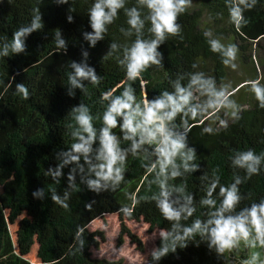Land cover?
I'll use <instances>...</instances> for the list:
<instances>
[{
    "label": "trees",
    "instance_id": "1",
    "mask_svg": "<svg viewBox=\"0 0 264 264\" xmlns=\"http://www.w3.org/2000/svg\"><path fill=\"white\" fill-rule=\"evenodd\" d=\"M97 2L0 0V172L13 176L0 193V264H124L92 256L105 236L88 225L107 214L119 219V245L126 235L142 251L126 220L163 232L146 264H241L232 257L250 264L264 261V245L251 224L247 240L237 239L221 251L211 236L215 225L209 223L224 199L221 187L235 184L239 197L221 213L225 218L264 202V107L250 89L253 84L264 89V0H186L174 19L178 31L165 32L155 48L159 64L150 63L132 80L126 77L128 50L137 40L156 39L152 10L144 0H122L96 37L90 11ZM234 8L238 19L231 15ZM132 11L141 22L136 27L129 23ZM16 33H21L19 50L13 47ZM210 41L221 50L212 51ZM229 47L243 65L232 78L223 62ZM251 52L259 55L257 64ZM77 67L90 69L96 82L77 76ZM197 75L210 82L209 90L193 85L189 104L165 122L183 144L172 163L161 172L160 137L153 143H141L139 135L126 139L123 117L117 116L109 134L123 156L112 166L120 169L121 179L115 180V171L109 179L97 175L105 163L100 138L111 100L130 89L133 106L143 108L144 99L174 95L177 84L188 88ZM105 93H110L107 100ZM81 109L87 110L94 131L86 153L74 149L88 135L78 123ZM248 151L259 157L252 173L234 162ZM72 183L76 197L56 215L53 202ZM206 199L215 203H203ZM161 202L178 218L166 217ZM197 222L200 228L186 235ZM15 240L22 247L36 243L38 261L19 255ZM162 249L167 250L156 255Z\"/></svg>",
    "mask_w": 264,
    "mask_h": 264
},
{
    "label": "clouds",
    "instance_id": "2",
    "mask_svg": "<svg viewBox=\"0 0 264 264\" xmlns=\"http://www.w3.org/2000/svg\"><path fill=\"white\" fill-rule=\"evenodd\" d=\"M147 7L152 10L150 17L152 23V31L155 34L156 39L150 43H145L140 40L134 42L132 47L128 50V63L126 65V77L128 80L139 78L140 73L143 72L149 64H159V60L156 59L158 55L155 52L157 44L162 41L164 33L175 34L178 31V26L174 24L176 13L183 10V6L186 0H144ZM243 2V0H241ZM122 0H98L90 11V18L92 27L95 30L96 37L99 36L102 31L103 22L109 21L112 16L115 15V10L121 7ZM108 8V13L104 12V8ZM231 15L234 18H239V9L234 8ZM129 23L136 27L141 22L138 21L135 11L130 13ZM37 25H33L36 27ZM21 33H16V39L14 42V50H19L21 47L19 36ZM95 37H92L94 39ZM210 49L212 51L221 50L222 46L217 41H210ZM234 49L229 47L223 52V55L232 58ZM225 64L228 60L223 61ZM76 75L80 77H89L92 82H96V77L92 75V71L89 69L87 72L81 68H76ZM76 83L75 80L72 81ZM193 85L208 91L210 88V82L203 80L199 75L193 76L190 80L188 88H181L179 84L176 85L175 94L162 93L161 97L148 101L143 100V108L139 104L133 106L134 97L131 95L130 89L125 90L122 93V97H116L111 100L103 117L106 127L102 129L101 133V158L105 161L101 168V172L97 175L104 179L112 178L113 171L116 172L115 180L121 179L119 172L120 169H113V164L117 160H123V156L120 154L117 148L116 138L109 134V129L116 127V117L122 116L123 121L120 125L122 130H127L125 136L126 139H131L133 135L140 136L141 143H153L160 137L159 147L156 151L159 153L163 160L161 161L160 167L163 172L164 167L167 164L172 163V158L177 154V151L183 147L179 138H173L171 132L166 127V121H171L177 113L182 112L185 106L189 104L192 98V92L189 90ZM253 90L256 97L261 101V106L264 107V89L257 87L253 84ZM23 91V89H21ZM110 93H105L103 99L107 100ZM211 106V104L209 105ZM86 109L80 110V115L77 117L78 123L82 126V131L86 132L87 139L81 137L83 141L81 144L74 145V149L80 152H88V144L91 142L94 131L89 123L90 117L86 115ZM191 115L194 118L196 116V110H191ZM138 147V143H133V148ZM191 157L189 156V159ZM75 159V157H72ZM259 157H254L251 151L243 153L234 162L240 166L246 167L248 172H255L254 165L258 163ZM173 175H176L173 172ZM239 183V180H236ZM90 185H95V181H90ZM215 187V184L212 185ZM220 192L223 194L224 199L221 207L214 214L215 218L210 220L209 223L215 226L211 229V236L213 242L218 245L219 250L225 248H231L237 239L247 240L249 236L248 224H251L253 230L256 233V238L260 244L264 245V202L259 205H252L246 212H242L235 218L229 216L225 218L221 215L222 212L232 209L234 204L238 201L239 197L236 192L237 189L235 184L229 186L227 189L221 187ZM208 195H211V189ZM55 199V197H54ZM203 203L213 205L215 202L211 199H206ZM161 208L164 215L168 218H178V213L170 208L167 203L161 202ZM189 210V214H190ZM199 222L196 223L193 229H186L185 234L187 235L195 229H199ZM203 231V229H201ZM167 249H162L161 252L156 255H162Z\"/></svg>",
    "mask_w": 264,
    "mask_h": 264
},
{
    "label": "rangeland",
    "instance_id": "3",
    "mask_svg": "<svg viewBox=\"0 0 264 264\" xmlns=\"http://www.w3.org/2000/svg\"><path fill=\"white\" fill-rule=\"evenodd\" d=\"M251 57L255 59L256 64L259 55L256 52H251ZM240 57L233 55L232 58H228V74L230 78L242 73L243 65L239 62ZM254 61V62H255ZM259 70L263 72L262 67L259 65ZM259 71V73H260ZM250 89L253 90V87ZM13 181L12 174H4L0 172V193L5 187L11 186ZM77 194V185L72 183L68 185L65 193L60 194L56 197L53 202L55 213L59 215L63 208L73 201ZM126 226L130 231L138 236L142 244V251L137 250V245L133 243L130 238L126 235L123 237V242L118 244V237L120 233V222L116 214H107L102 218H98L92 221L88 225V229L91 231L102 230L104 232L105 240L100 243L98 248L92 249V256L99 259L106 260H122L124 264H146L147 257L155 249L157 238L163 233L159 229L153 231L148 230V225L142 221H125ZM12 226V235L14 237V231L17 228L15 222ZM15 251L30 260L33 263L38 261L36 257L37 245L34 243L32 246L22 247L19 246L15 240ZM240 261L241 264H250V261H246L245 258L232 257V261ZM253 264H264L263 260L258 259L257 261L252 260Z\"/></svg>",
    "mask_w": 264,
    "mask_h": 264
},
{
    "label": "bare ground",
    "instance_id": "4",
    "mask_svg": "<svg viewBox=\"0 0 264 264\" xmlns=\"http://www.w3.org/2000/svg\"><path fill=\"white\" fill-rule=\"evenodd\" d=\"M4 206V205H3ZM5 207V206H4ZM10 231L12 232L13 230H12V226H10ZM13 233V232H12Z\"/></svg>",
    "mask_w": 264,
    "mask_h": 264
}]
</instances>
